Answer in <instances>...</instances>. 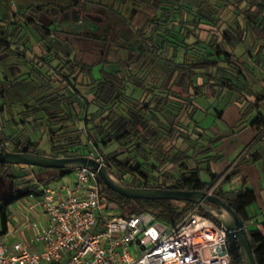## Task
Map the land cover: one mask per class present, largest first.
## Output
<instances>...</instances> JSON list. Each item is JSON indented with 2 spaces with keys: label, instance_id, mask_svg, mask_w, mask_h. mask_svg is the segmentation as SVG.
Returning <instances> with one entry per match:
<instances>
[{
  "label": "trees",
  "instance_id": "obj_1",
  "mask_svg": "<svg viewBox=\"0 0 264 264\" xmlns=\"http://www.w3.org/2000/svg\"><path fill=\"white\" fill-rule=\"evenodd\" d=\"M55 1L76 7L79 0ZM97 5L123 26H133L113 2ZM132 5L139 19L134 27L138 44L152 59V66L163 63L169 68L159 82L149 81L148 71L111 72L103 66L95 78L92 66L61 56L49 43L59 30L38 19L43 6L30 5L9 20H0V56L16 55L31 63L29 78L41 92L34 105L19 113L15 124H27L35 131L38 122L44 121L50 148L49 154L40 152L29 130L17 128L8 133L2 126L0 152L6 144L13 152L25 150L53 158L83 157L94 150L130 188L202 192L216 186L213 196L243 223L254 263L264 264V220L257 221L250 213L255 193L245 188L244 181L239 186L231 184L241 168L258 161V154L245 147L222 173H214L212 166L221 156L212 153L223 136L207 137L200 122L193 119L197 99L220 103L230 93L240 106L234 128L249 126L257 133L256 140L264 135V96L248 79V75L255 79L264 75V0H133ZM213 111L214 118L220 119L222 111L217 107ZM183 114L185 123L179 121ZM160 118H169V124L164 126ZM177 140L184 149L175 145ZM112 145L115 150L104 154L102 148ZM12 167L0 164V176L13 186L6 204L0 203V238L12 224L11 205L29 196L39 198L42 187L68 175L36 167L55 176L34 181L29 174L23 179L13 175ZM101 196L115 204L122 217L149 211L166 225L175 224L193 207L188 202L126 198L105 186H101ZM199 213L217 223L200 209ZM232 262L242 264L239 251Z\"/></svg>",
  "mask_w": 264,
  "mask_h": 264
},
{
  "label": "built area",
  "instance_id": "obj_2",
  "mask_svg": "<svg viewBox=\"0 0 264 264\" xmlns=\"http://www.w3.org/2000/svg\"><path fill=\"white\" fill-rule=\"evenodd\" d=\"M84 157L105 165L96 152ZM70 174L57 188L42 187L39 198H25L21 219L10 215L0 264H233L227 233L197 206L173 225L149 211L103 217L97 172L78 168ZM215 187L202 192L213 195Z\"/></svg>",
  "mask_w": 264,
  "mask_h": 264
},
{
  "label": "rangeland",
  "instance_id": "obj_3",
  "mask_svg": "<svg viewBox=\"0 0 264 264\" xmlns=\"http://www.w3.org/2000/svg\"><path fill=\"white\" fill-rule=\"evenodd\" d=\"M78 2L76 7H71L67 2H56L55 0H0V19L7 21L14 12L22 11L30 5L43 6L44 12L38 19L44 25L59 30L49 39L54 50L63 57H75L80 63L92 66L95 78L98 77V71L103 66L111 72L119 70L124 72L148 71L149 81L159 82L163 79L169 68L163 63L152 66V59L144 54L142 47L138 44L134 27L138 24L139 19L135 18L133 0H79ZM110 2L121 9L124 17L129 19L133 26H123L110 12L97 5L108 6ZM58 10L65 11V13L60 14ZM34 51L38 53V48H34ZM241 52L242 49H239L238 53ZM30 70L31 63H25L16 55L0 56V130L2 126L8 133L16 131L17 128L27 129L33 140L39 143V151L49 154L48 138L43 132L44 121L38 122V128L35 131H31L27 124H15L20 121L19 113L25 110L26 106L34 105V100L41 95V92L35 88V82L29 78ZM80 89L81 92L84 91V89ZM136 97L138 96L136 95ZM195 105L197 110L193 119L206 128L204 131L207 137H213V132L210 129L211 121L205 118V113L210 110V114H213V108L217 107L218 103H212L210 99L199 98ZM160 120L164 126L170 122L169 118H160ZM179 121L185 123L186 116L183 114ZM175 145L181 146L182 149L185 148V145L181 144L179 140L175 142ZM4 148L13 152L10 144H6ZM102 150L104 154H109L115 150V147L107 146ZM240 151L241 149H239ZM92 152L95 151L92 150ZM106 170L110 175L115 176L108 167ZM11 171L13 175H22L21 179L26 178L25 175L29 174V179L34 181L55 176L52 171L41 172L34 168L29 171L24 170L22 166L14 165ZM202 178L206 180L204 173H202ZM71 179V174L65 175L50 181L48 186L57 188L62 181ZM10 187L5 182L0 183V203L2 205L6 204ZM28 202L25 199L11 205L8 208L9 215H16L22 204ZM99 213L103 217L121 216L118 207L113 203L105 202L104 199L100 203Z\"/></svg>",
  "mask_w": 264,
  "mask_h": 264
},
{
  "label": "water",
  "instance_id": "obj_4",
  "mask_svg": "<svg viewBox=\"0 0 264 264\" xmlns=\"http://www.w3.org/2000/svg\"><path fill=\"white\" fill-rule=\"evenodd\" d=\"M0 164L14 165L30 168L59 169L71 173L78 168L97 172L96 184L105 186L120 196L139 200H172L188 202L197 206L204 213L210 215L217 224L227 233L231 257L237 260L238 251L242 264H255L250 244L240 218L218 197L205 192H192L182 190H157L145 188H130L113 175L106 167L86 157L53 158L21 152H9L1 147Z\"/></svg>",
  "mask_w": 264,
  "mask_h": 264
},
{
  "label": "crops",
  "instance_id": "obj_5",
  "mask_svg": "<svg viewBox=\"0 0 264 264\" xmlns=\"http://www.w3.org/2000/svg\"><path fill=\"white\" fill-rule=\"evenodd\" d=\"M24 10L18 12H23ZM50 38H52V36ZM248 79L252 88L256 90L260 96H264V75H258L257 79L248 75ZM232 98L231 94L228 93L223 100L218 103L217 110L222 111L220 119L214 118V113L210 114V110L205 113V118L211 121L210 129L213 132V137L223 136L221 142L213 149L212 154L221 156V159L216 164H213L212 169L216 174L222 173L235 161L245 147H249L251 152H257L259 157L258 161L241 168L239 176L234 178L231 184L233 186H239L241 182L244 181L245 188L254 191L256 202L251 206L250 213L256 217L257 221H262L264 220V135H262L261 139L256 140L257 133L249 126H245L240 130L234 128L236 122L240 119V106L236 102H233ZM261 107L262 110H264V102L261 103ZM200 127L203 131L206 129L201 125ZM202 130H199V132ZM262 133H264V131H262ZM260 135L261 133L259 136ZM201 143L202 145L206 144L205 142ZM239 149H241L240 152ZM20 209L21 207L16 215L13 214L17 220L21 219L22 216ZM12 226H10V228H12Z\"/></svg>",
  "mask_w": 264,
  "mask_h": 264
},
{
  "label": "flooded vegetation",
  "instance_id": "obj_6",
  "mask_svg": "<svg viewBox=\"0 0 264 264\" xmlns=\"http://www.w3.org/2000/svg\"><path fill=\"white\" fill-rule=\"evenodd\" d=\"M79 3V2H78ZM78 3H76V4H78ZM60 14H64L65 13V11H61V12H59ZM1 153V152H0ZM2 154V153H1ZM0 154V155H1ZM3 178L0 176V183H6L8 186L10 185L11 187H10V191H9V193H8V196H7V198L9 197V195H10V193H11V191L13 190L12 188H13V186H12V184H11V182H9L8 180H4L3 179V182H1V180H2ZM7 198H6V200H7Z\"/></svg>",
  "mask_w": 264,
  "mask_h": 264
}]
</instances>
